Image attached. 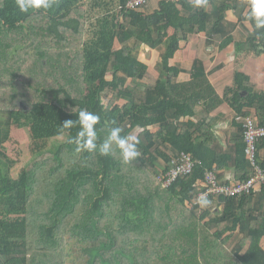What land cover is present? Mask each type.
<instances>
[{
	"label": "trees",
	"instance_id": "16d2710c",
	"mask_svg": "<svg viewBox=\"0 0 264 264\" xmlns=\"http://www.w3.org/2000/svg\"><path fill=\"white\" fill-rule=\"evenodd\" d=\"M127 1L58 0L46 12L21 13L15 0H0V110L10 112L34 154L15 178L0 174V264H69V249H78L83 264H264V211L253 206L257 195L264 196V184L238 196H212L215 204L206 208L195 202L208 171L221 184L252 173L244 123L253 116L264 125V114L242 102L251 100L245 73H235L237 88L223 98L231 102V91L237 103L230 105L229 121L238 128L232 141L236 176L227 178L230 159L212 148L216 117L207 121L196 113L198 99L176 89L181 69L170 65L182 40L208 33L212 11L191 0H157L147 13L150 2L130 8ZM221 7L213 25L219 31L212 34L220 32ZM163 37L161 72L153 76L157 57L146 53ZM248 38L253 49H264V28L254 24ZM232 42L230 35L219 49ZM81 110L100 117L98 145L112 127L121 135L134 130L140 156L124 163L118 150L108 156L98 149L77 152L70 141L79 128L63 123ZM11 141L14 148L18 140ZM180 152L190 154L195 166L165 187L158 176H166ZM0 155L9 158L5 151ZM257 155L264 168V137Z\"/></svg>",
	"mask_w": 264,
	"mask_h": 264
},
{
	"label": "crops",
	"instance_id": "0c3cea01",
	"mask_svg": "<svg viewBox=\"0 0 264 264\" xmlns=\"http://www.w3.org/2000/svg\"><path fill=\"white\" fill-rule=\"evenodd\" d=\"M146 4H148L145 7L147 13H152L158 7L157 0H149ZM222 5L225 6V17L220 22V32L212 34L218 30L217 28L213 29V25L215 18L220 14ZM249 8L250 0H212L208 2L206 9L209 12L212 11L211 19L208 21V33L192 34L187 41L182 40L181 49L170 60V65L181 69L180 76L174 79L176 89L180 93L192 94L193 100L198 99L195 103V109L202 119L205 118L208 121L214 116L217 119L215 129L219 135L215 138L212 148L229 157L227 178L236 176L234 157L236 147L232 141L233 134L238 128L234 125L230 126L231 122L229 121L234 116V110L230 105H237V103L234 102L233 93L230 90L228 98L231 102H226L223 98L227 89L237 88L234 86L238 79H235V73H245L244 81L251 89L248 91L251 94V100L248 101L246 97L242 102L250 104L252 107L250 112H254L258 108L262 109L264 114V101L260 99L264 95V49L251 47L248 36L253 34L254 22H246L244 19L248 15ZM183 14L185 15L186 12L183 11ZM168 33L170 36L174 33V29ZM230 35L234 42L220 50L221 42ZM167 42L168 37H163L162 43L151 50H147V55L157 57L156 63L150 68L153 76L154 72H161L159 64L167 47ZM236 43L240 45L239 48H237ZM244 95L248 96V93L245 92ZM226 107H230V109L225 110ZM11 118L9 111L0 110V151H5L9 156L6 158L0 155V174L15 178L17 169L22 164V156L16 157L19 149L14 151L12 141L10 142L13 137L20 141ZM251 118L258 124L256 118L253 116ZM241 120L242 116H237L236 121ZM14 158H18L17 164H12L11 160ZM209 201L212 202L211 204H215L214 200L210 199ZM253 206L258 211L263 212L264 196L257 195Z\"/></svg>",
	"mask_w": 264,
	"mask_h": 264
},
{
	"label": "clouds",
	"instance_id": "9594fccd",
	"mask_svg": "<svg viewBox=\"0 0 264 264\" xmlns=\"http://www.w3.org/2000/svg\"><path fill=\"white\" fill-rule=\"evenodd\" d=\"M15 2L21 13H29L36 10L46 12L57 5L58 0H15ZM191 3L195 8H207L208 6V0H191ZM245 19L246 22H254L257 29L264 28V0H250V11ZM99 123V115L87 110H81L76 120H68L63 123L65 129H70L73 126L79 128L76 137L70 141L76 144L77 152H91L98 149L101 156H108L118 150L124 163H129L140 156L138 145L141 141L134 130L126 135H121L123 130L120 127H112L107 138L98 145L97 125ZM195 202L201 208L209 207L212 203L207 199V193H201Z\"/></svg>",
	"mask_w": 264,
	"mask_h": 264
},
{
	"label": "built area",
	"instance_id": "2783aa9c",
	"mask_svg": "<svg viewBox=\"0 0 264 264\" xmlns=\"http://www.w3.org/2000/svg\"><path fill=\"white\" fill-rule=\"evenodd\" d=\"M149 0H128L127 7L135 8L144 6ZM264 137V125L257 124L253 118L247 117L244 123V138L246 142L245 153L252 166V173L246 180H240L235 184H221L218 176L213 171L206 173L207 187L201 193H207V199L214 196L219 199L250 193L257 184H264V168L258 162V141ZM174 166L166 176H158L165 187H169L181 175L192 172L195 161L192 156L180 152L173 160ZM200 193V195H201Z\"/></svg>",
	"mask_w": 264,
	"mask_h": 264
},
{
	"label": "rangeland",
	"instance_id": "374dc122",
	"mask_svg": "<svg viewBox=\"0 0 264 264\" xmlns=\"http://www.w3.org/2000/svg\"><path fill=\"white\" fill-rule=\"evenodd\" d=\"M84 9H87L88 10V4H86V6H84ZM150 74H152L151 73V71H150ZM18 137H20L21 138V140H20V142L19 141H14L13 142V144H15V146H14V151H15V149H19L20 150V153L21 154H17V156H22L21 157V159H22V161L23 162H25L26 164L27 163H30L31 162V160L33 159V155L34 154H32V153H29V148H32L33 147V145H31V144H26V142H25V140H27L26 138H25V134H24V132H21V135L20 136H18ZM62 141V140H61ZM61 141L60 140H58V141H54V145L53 144H51V146L48 148V150L50 151V150H55L56 148H57V146L61 143ZM29 143V142H28ZM20 164V163H19ZM21 166V165H20ZM69 249V248H68ZM69 251H70V254L72 255L71 257H69L68 258V262H69V264H74V261H77L78 263H76V264H83L81 261H79L78 259H77V257H79V253H78V249H73V251H71L70 249H69ZM74 258V259H73Z\"/></svg>",
	"mask_w": 264,
	"mask_h": 264
}]
</instances>
